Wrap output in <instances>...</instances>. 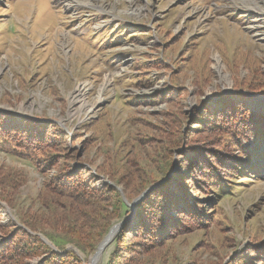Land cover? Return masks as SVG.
Returning a JSON list of instances; mask_svg holds the SVG:
<instances>
[{"label":"rangeland","instance_id":"obj_1","mask_svg":"<svg viewBox=\"0 0 264 264\" xmlns=\"http://www.w3.org/2000/svg\"><path fill=\"white\" fill-rule=\"evenodd\" d=\"M229 101L264 116V0H0V126L56 124L46 154L70 155L60 159L86 186L117 188L129 205L138 197L123 189L134 196L170 163L172 185L178 172L194 178L184 184L199 219L158 229L159 244L132 227L112 245L137 222L130 209L96 264L112 252L121 264H264V119L240 136L203 126L205 105L218 112ZM20 147L0 139V246L12 227L46 215L39 200L58 175L39 173ZM196 149L215 155L212 174L192 168ZM98 248L77 254L91 264Z\"/></svg>","mask_w":264,"mask_h":264},{"label":"trees","instance_id":"obj_2","mask_svg":"<svg viewBox=\"0 0 264 264\" xmlns=\"http://www.w3.org/2000/svg\"><path fill=\"white\" fill-rule=\"evenodd\" d=\"M218 109V112L211 111L205 105L203 111L205 113L202 118L206 120L204 122L206 124L203 126L210 129V131L206 129L205 134L214 133L218 135L223 128L230 129L231 127L233 128L232 133L239 129V136L244 135L248 132L247 128L249 126L254 124V126H257V122H254L255 119H264V116L258 114L252 116L253 111L251 109H232L230 101L228 107L222 106ZM37 124L40 123L26 120L23 125L18 121L15 124L7 125L6 121L3 125L4 128L0 126V139L5 140L6 136L7 138L11 137L13 144H19L21 146L20 150L32 157L39 173L44 175L42 170L58 168V175L48 179L43 188V193L47 195L44 197L42 194V198L40 197L41 200H39L41 206L44 205L45 207L46 215L36 216L32 222L24 224L23 227L16 228L13 225L12 231L8 233L6 240L1 243L0 264H84L77 254V250L85 255H91L95 252L99 246L98 244L114 227L115 221L120 220L123 213H129L131 208L123 200L117 188L108 186L104 190H99L91 184L86 186L87 175L82 174L79 178L75 171L71 173L70 165L63 163L60 159V157H63L67 162L71 158L70 155H62L61 153L46 154L50 144L55 140L57 141L61 133H57L58 127L56 124ZM22 129H26V133ZM222 131L224 133V130ZM206 147L208 148L209 145H206ZM166 153L164 151V153L158 154V160L161 161L163 157L161 164L172 158V150ZM206 153L201 156L202 154L198 155L197 149L194 150L192 154L197 157L196 160L194 163L188 162L186 164L188 166H191V163L195 164L192 168L204 165V174H212L216 157L214 154L213 158L207 157ZM23 154L27 156V154ZM169 154L171 155L167 158ZM203 157H206V159L204 160ZM77 159L80 160L78 157ZM172 169L170 163L165 168V173L160 180L151 179L138 190L134 189L136 190L134 196V191L128 193L123 189L126 198L131 202L150 187L158 184V187L149 191L148 195L136 205L137 222L135 225L124 223L120 229V234L112 239V245L118 246L121 239L128 236L127 234L133 235L134 230L132 227L138 234H145L148 239L152 235L153 243L159 244L164 237H162L163 232L158 231V229L164 230L168 224L177 227L180 217H184L187 221L192 220L194 217L199 219L200 213L190 206L188 200L190 196L187 193L189 188L184 184L189 185L192 176L186 179L185 175H180V172H178L177 185H172L171 181L174 175ZM191 173L193 174L194 171ZM209 182H212V179ZM182 189L184 193L181 192ZM179 194H181V197H179ZM170 195L172 198L169 200ZM63 201L65 203H62ZM180 203L183 206H180ZM182 208L185 212L181 211ZM170 210H176L177 217L168 214ZM146 223H150L152 227L145 228ZM68 246H73V248L68 249ZM123 248H125V252H129L128 246ZM114 253L110 254L107 264H118L119 260L125 258ZM121 263H123V260H121Z\"/></svg>","mask_w":264,"mask_h":264},{"label":"water","instance_id":"obj_3","mask_svg":"<svg viewBox=\"0 0 264 264\" xmlns=\"http://www.w3.org/2000/svg\"><path fill=\"white\" fill-rule=\"evenodd\" d=\"M156 185H153L152 187H150L145 193H143L141 196H139L137 199L134 200V203H132L131 205H129V207L132 209V211L134 212V209L136 208V205L145 197L148 195L149 191H151L152 189L158 187ZM127 203V202H126ZM119 227H113L110 229L109 234L106 236V239L103 241L102 244H100V247L98 248L97 252L94 254L93 258H92V263L91 264H96L98 257L103 253V251L105 250L107 244L110 242L111 238H113L116 235V229H118Z\"/></svg>","mask_w":264,"mask_h":264},{"label":"bare ground","instance_id":"obj_4","mask_svg":"<svg viewBox=\"0 0 264 264\" xmlns=\"http://www.w3.org/2000/svg\"><path fill=\"white\" fill-rule=\"evenodd\" d=\"M106 88V84L105 83H103L102 84V87H101V90H100V92H99V96H100V94H101V92H102V90L103 89H105ZM101 100L100 99H98V103L100 102Z\"/></svg>","mask_w":264,"mask_h":264}]
</instances>
